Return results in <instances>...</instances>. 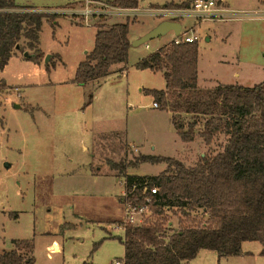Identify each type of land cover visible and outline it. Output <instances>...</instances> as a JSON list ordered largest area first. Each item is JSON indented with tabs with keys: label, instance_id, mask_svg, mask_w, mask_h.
<instances>
[{
	"label": "rangeland",
	"instance_id": "rangeland-1",
	"mask_svg": "<svg viewBox=\"0 0 264 264\" xmlns=\"http://www.w3.org/2000/svg\"><path fill=\"white\" fill-rule=\"evenodd\" d=\"M90 1L85 21V0H14L59 14L54 21L43 19L39 64L16 50L0 71V252L11 248L12 239H33L34 264H110L123 259L118 239L123 233L109 225L124 218L119 200L124 174L156 175L166 163L141 162L120 172L110 161L125 165L138 154H150L194 165L200 156L216 153L224 141L222 133L210 144L200 135L182 141L170 112L154 107L148 92L165 87L163 73L137 67L173 34L140 45H132L133 40L158 18L168 19L158 15L165 5L171 9L185 0H140L135 15L117 12V7L109 11L111 0ZM223 2L229 8L225 20L182 19L183 27L198 36L197 85L253 86L264 80V0ZM124 21L130 22L126 62L111 66L99 82H73L77 65L93 48L95 25ZM181 118L185 123L196 119V131L202 130L203 116ZM167 213L174 222L180 218L181 225H201L205 219L199 210L189 217L176 208ZM154 217L147 205L137 211L134 223ZM52 239L61 248L50 257ZM261 247L258 241H245L243 248L253 256L227 259L202 250L186 264H264Z\"/></svg>",
	"mask_w": 264,
	"mask_h": 264
},
{
	"label": "trees",
	"instance_id": "trees-1",
	"mask_svg": "<svg viewBox=\"0 0 264 264\" xmlns=\"http://www.w3.org/2000/svg\"><path fill=\"white\" fill-rule=\"evenodd\" d=\"M139 1L109 3L134 9ZM190 1L176 8L186 7ZM58 15L51 9L0 0V71L16 50L26 52V59L39 64L43 57L38 47L43 19L54 21ZM104 16L99 15L105 19ZM129 23L95 25L93 48L77 65L73 82H98L111 66L126 62ZM197 60V41H169L137 63L138 68L163 73L164 89L148 92L158 107L170 112L182 141L191 142L200 135L210 144L217 133L224 135V141L216 153L200 156L194 165L150 154H138L125 165L109 162L120 172L141 162L166 163V168L156 175L124 174L125 194L119 200L138 208L149 197L155 216L127 225L123 236L118 237L124 248V264H183L201 249L213 250L218 257L237 256L242 254L245 241L260 242V255L264 256V80L253 86L220 83L200 88ZM183 114L203 116L202 130L196 131V119L182 121ZM153 186L158 187L156 193H150ZM171 208L184 217L199 210L205 219L201 225H181L180 218L174 222L168 217L167 210ZM12 244V249L0 254V264L34 263L33 239H14Z\"/></svg>",
	"mask_w": 264,
	"mask_h": 264
},
{
	"label": "built area",
	"instance_id": "built-area-1",
	"mask_svg": "<svg viewBox=\"0 0 264 264\" xmlns=\"http://www.w3.org/2000/svg\"><path fill=\"white\" fill-rule=\"evenodd\" d=\"M90 0H85V6L81 10V15L83 18H85V21L87 20L90 12L89 9V3ZM98 2V1H96ZM101 3V2H99ZM109 11L113 12V7H110ZM117 12H122L126 14L135 15L138 12L137 8L134 9H123V8H115ZM102 14V13H100ZM99 14V15H100ZM158 15H164L168 17V19L177 20L181 23L182 28L180 32L177 35H173V38L170 42L174 44H180L184 42H194L197 41L198 36L195 35L193 32H189L191 28L189 27L188 30L183 27L182 19L185 17H193L198 20H225L228 18L229 15V8L227 5L224 4L223 0H191L186 7H175V8H166L163 7L162 11L159 12ZM154 107H158V104L156 102H153ZM139 175V174H136ZM142 176V175H139ZM147 188L144 190L146 191ZM158 191V187L153 186L150 188V193H156ZM125 193L123 192L122 195ZM146 201V204L141 205L140 207L136 208L134 206H131L128 202H124V218L120 221H115L111 223L109 226L111 229H117L120 230L122 233L125 231V227L129 224H136L134 223V220L136 218V213L138 210H142L144 206H147L150 204L151 199L149 197L144 198ZM143 223V222H142ZM110 264H124L122 259H115Z\"/></svg>",
	"mask_w": 264,
	"mask_h": 264
},
{
	"label": "water",
	"instance_id": "water-1",
	"mask_svg": "<svg viewBox=\"0 0 264 264\" xmlns=\"http://www.w3.org/2000/svg\"><path fill=\"white\" fill-rule=\"evenodd\" d=\"M182 28V25L177 20L172 19H162L155 26L150 28L146 33L133 40L132 45L143 44L153 38H157L163 35H166L168 32H172L174 35H177ZM207 39V38H206ZM24 57H27V53H24ZM50 56L47 55L44 59L45 63L49 60ZM14 107H19L18 104H14ZM7 167L9 165H6Z\"/></svg>",
	"mask_w": 264,
	"mask_h": 264
},
{
	"label": "crops",
	"instance_id": "crops-1",
	"mask_svg": "<svg viewBox=\"0 0 264 264\" xmlns=\"http://www.w3.org/2000/svg\"><path fill=\"white\" fill-rule=\"evenodd\" d=\"M261 3H262V1H261ZM30 6H32V5H30ZM139 6V5H138ZM138 9V8H137ZM160 21V18H158L157 20H156V22L154 23V25H152V26H150L149 28H147L141 35H143L144 33H146L150 28H152L153 26H155L158 22ZM173 34V33H172ZM140 35V36H141ZM174 35V34H173ZM128 37H129V33H128ZM99 82V81H98ZM164 89V88H163ZM186 143H188V142H186ZM202 154V153H201ZM161 156V155H160ZM12 240H14V239H12ZM12 240H11V248H9L8 250H10V249H12L14 246H13V244H12ZM243 244H244V242H242V245H241V249H242V254H240V255H238V256H241V257H243V256H247V255H251V256H253V253L251 252V251H248V250H245L244 248H243ZM47 248H48V255L51 257L52 256V254L53 253H55V252H58V251H60V248H61V245H60V242H58V240H56V239H52L51 240V242H50V245H48L47 246ZM8 250H5V249H2V251L0 252V254L2 253V252H4V251H8ZM202 250H207V249H201V250H199L198 251V253H197V255H199L200 254V252L202 251ZM261 250V249H260ZM260 250H259V253H260ZM196 255V256H197ZM34 256V255H33ZM229 257V256H228ZM228 257H225V259H227ZM35 259V258H34ZM192 260V259H191ZM190 261V260H189ZM189 261H187V262H184L183 264H186V263H188ZM34 262H35V260H34ZM34 264V263H33Z\"/></svg>",
	"mask_w": 264,
	"mask_h": 264
}]
</instances>
